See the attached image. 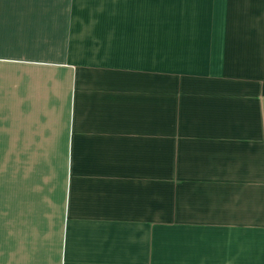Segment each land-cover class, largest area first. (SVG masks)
I'll return each instance as SVG.
<instances>
[{
	"label": "crops",
	"instance_id": "1",
	"mask_svg": "<svg viewBox=\"0 0 264 264\" xmlns=\"http://www.w3.org/2000/svg\"><path fill=\"white\" fill-rule=\"evenodd\" d=\"M0 264H264V0H0Z\"/></svg>",
	"mask_w": 264,
	"mask_h": 264
}]
</instances>
